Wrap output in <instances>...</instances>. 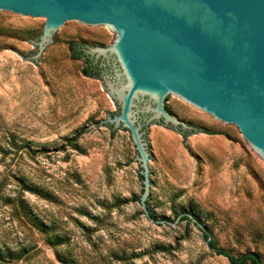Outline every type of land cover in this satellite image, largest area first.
Listing matches in <instances>:
<instances>
[{"label":"rangeland","instance_id":"374dc122","mask_svg":"<svg viewBox=\"0 0 264 264\" xmlns=\"http://www.w3.org/2000/svg\"><path fill=\"white\" fill-rule=\"evenodd\" d=\"M44 22L0 13V264H229L184 214L219 248L264 264V160L237 128L168 101L212 134L148 125L149 207L171 224L148 220L134 143L105 123L118 105L69 47H107L113 30L74 23L32 64Z\"/></svg>","mask_w":264,"mask_h":264},{"label":"water","instance_id":"95a60500","mask_svg":"<svg viewBox=\"0 0 264 264\" xmlns=\"http://www.w3.org/2000/svg\"><path fill=\"white\" fill-rule=\"evenodd\" d=\"M0 13L45 21L31 40L32 64H43L56 36L74 23L113 30L111 45H84V53L101 68L109 65L98 76L118 112L105 123L126 129L134 143L148 220L171 224L147 207L154 161L146 128L160 124L182 137L200 132L168 111L169 100L181 98L234 125L264 160V0H0Z\"/></svg>","mask_w":264,"mask_h":264},{"label":"trees","instance_id":"16d2710c","mask_svg":"<svg viewBox=\"0 0 264 264\" xmlns=\"http://www.w3.org/2000/svg\"><path fill=\"white\" fill-rule=\"evenodd\" d=\"M70 50H71V54L72 57L75 59H80L84 62V68L82 70L83 74L85 76L88 77H92V78H96V79H100L98 74H97V66H92L89 57L84 53L83 51V47L84 45L80 44V43H71L70 44ZM165 101H167V99H165ZM203 133H208V134H212V132H207V131H200ZM195 134V133H193ZM190 133H186L183 138H186L187 136H189ZM70 146L72 148H75V143H74V139L69 141ZM140 180H142V176L140 174H138ZM147 207L150 213V216L152 218H155L152 209L149 207L148 205V201H147ZM180 220H187L188 222L192 223L193 225H195L197 227V229L202 233L204 239L206 240V243L208 245V247L214 251L215 254L217 255H221L223 257H225L228 261L229 264H261L259 257L255 254V253H246V254H242L240 256H233L231 254H229L228 252H226L225 250L219 248L215 241L213 239H211V236L207 233L206 229L199 224V222L197 220H195V217L189 215V214H184L180 217ZM208 238H210L208 240Z\"/></svg>","mask_w":264,"mask_h":264},{"label":"flooded vegetation","instance_id":"af4514ba","mask_svg":"<svg viewBox=\"0 0 264 264\" xmlns=\"http://www.w3.org/2000/svg\"><path fill=\"white\" fill-rule=\"evenodd\" d=\"M84 48L85 47H83V51H84ZM90 59V58H89ZM90 62H91V65L94 67V66H97V68H96V70H97V74H99V73H101L102 72V70H105V71H109V65H106L105 67H99V65L98 64H94L93 62H92V59H90Z\"/></svg>","mask_w":264,"mask_h":264}]
</instances>
